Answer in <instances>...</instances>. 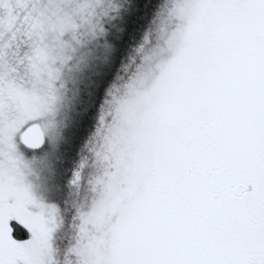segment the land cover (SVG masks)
<instances>
[{"label":"snow or ice","instance_id":"obj_1","mask_svg":"<svg viewBox=\"0 0 264 264\" xmlns=\"http://www.w3.org/2000/svg\"><path fill=\"white\" fill-rule=\"evenodd\" d=\"M0 264H264V0H0Z\"/></svg>","mask_w":264,"mask_h":264}]
</instances>
